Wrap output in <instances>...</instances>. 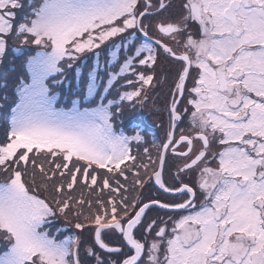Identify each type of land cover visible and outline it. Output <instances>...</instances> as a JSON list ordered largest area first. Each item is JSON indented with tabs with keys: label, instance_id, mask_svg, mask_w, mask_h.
Returning a JSON list of instances; mask_svg holds the SVG:
<instances>
[{
	"label": "snow or ice",
	"instance_id": "1",
	"mask_svg": "<svg viewBox=\"0 0 264 264\" xmlns=\"http://www.w3.org/2000/svg\"><path fill=\"white\" fill-rule=\"evenodd\" d=\"M0 245V264H264V0H0Z\"/></svg>",
	"mask_w": 264,
	"mask_h": 264
},
{
	"label": "rangeland",
	"instance_id": "2",
	"mask_svg": "<svg viewBox=\"0 0 264 264\" xmlns=\"http://www.w3.org/2000/svg\"><path fill=\"white\" fill-rule=\"evenodd\" d=\"M165 68H167V66L165 65ZM174 71V70H173ZM169 73V72H168ZM167 73V74H168ZM157 75L158 76H160L161 75V70L158 68L157 69ZM72 76H73V73L70 71L69 72V78L71 79L72 78ZM169 84H171V79H170V81L168 82V83H165V84H163V85H159L160 87H164L165 89L169 86ZM156 89H158V86L154 89V91L156 90ZM168 89V88H167ZM162 95V94H161ZM165 101H169V98H166L165 97V95H164V98H162V96L161 97H159L158 98V100L156 101V103H155V105H156V107L157 106H159V104H162V103H164ZM152 111V107H150V105H149V101H148V103H146L145 104V107H144V109L142 110V113H146V114H148V115H150L149 117H148V121L149 122H155L156 120H157V117L159 116V115H161V113H159V112H156L155 110L153 111L154 113H150ZM149 112V113H148ZM137 123H138V121H137ZM142 128V127H141ZM144 131H146V130H144ZM146 134H147V137L149 136V135H151L152 136V138H151V140L153 139V134L151 133V132H145Z\"/></svg>",
	"mask_w": 264,
	"mask_h": 264
},
{
	"label": "flooded vegetation",
	"instance_id": "3",
	"mask_svg": "<svg viewBox=\"0 0 264 264\" xmlns=\"http://www.w3.org/2000/svg\"><path fill=\"white\" fill-rule=\"evenodd\" d=\"M193 30H195V25H193ZM164 93H165V91H164ZM163 93V94H164ZM167 94H168V91L166 92ZM187 95V94H186ZM185 103H186V101H181V104H180V108H181V110L183 109V107L185 106ZM153 106V105H152ZM154 107V106H153ZM154 108H157V107H154ZM164 108H165V104H164ZM164 110V109H163ZM167 121H168V117H166L165 116V118H164V125L165 126H167ZM158 124H157V127H159V125L162 123V121H159V122H157ZM181 127H184V125H181ZM151 215H156V213L155 212H153V213H151ZM160 215H164V213H160Z\"/></svg>",
	"mask_w": 264,
	"mask_h": 264
},
{
	"label": "trees",
	"instance_id": "4",
	"mask_svg": "<svg viewBox=\"0 0 264 264\" xmlns=\"http://www.w3.org/2000/svg\"><path fill=\"white\" fill-rule=\"evenodd\" d=\"M65 101V100H64Z\"/></svg>",
	"mask_w": 264,
	"mask_h": 264
}]
</instances>
